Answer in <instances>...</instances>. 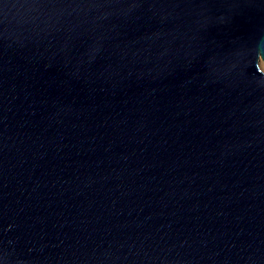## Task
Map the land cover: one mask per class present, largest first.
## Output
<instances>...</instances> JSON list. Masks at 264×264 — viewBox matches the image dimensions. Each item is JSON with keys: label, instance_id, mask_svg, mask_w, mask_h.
<instances>
[{"label": "water", "instance_id": "95a60500", "mask_svg": "<svg viewBox=\"0 0 264 264\" xmlns=\"http://www.w3.org/2000/svg\"><path fill=\"white\" fill-rule=\"evenodd\" d=\"M264 0H0V264H264Z\"/></svg>", "mask_w": 264, "mask_h": 264}, {"label": "rangeland", "instance_id": "374dc122", "mask_svg": "<svg viewBox=\"0 0 264 264\" xmlns=\"http://www.w3.org/2000/svg\"><path fill=\"white\" fill-rule=\"evenodd\" d=\"M260 66H261V69L264 71V63L263 62H261Z\"/></svg>", "mask_w": 264, "mask_h": 264}]
</instances>
